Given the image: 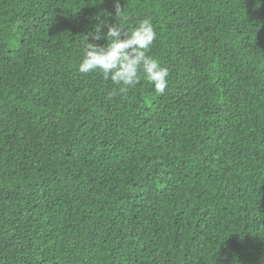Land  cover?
Wrapping results in <instances>:
<instances>
[{
	"label": "trees",
	"instance_id": "1",
	"mask_svg": "<svg viewBox=\"0 0 264 264\" xmlns=\"http://www.w3.org/2000/svg\"><path fill=\"white\" fill-rule=\"evenodd\" d=\"M118 2L163 94L78 70L117 0H0V264H264V0Z\"/></svg>",
	"mask_w": 264,
	"mask_h": 264
},
{
	"label": "clouds",
	"instance_id": "2",
	"mask_svg": "<svg viewBox=\"0 0 264 264\" xmlns=\"http://www.w3.org/2000/svg\"><path fill=\"white\" fill-rule=\"evenodd\" d=\"M121 16L122 11L117 0L115 20ZM96 19L100 22L94 25V31L85 36L84 55L79 64V72H97L104 80L110 79L121 92L136 87L142 74L157 95L163 94L169 72L160 65L158 59L149 54L156 39L152 22L142 20L135 28L125 30L117 20L115 24H109L99 17ZM101 40L107 42L101 44Z\"/></svg>",
	"mask_w": 264,
	"mask_h": 264
}]
</instances>
